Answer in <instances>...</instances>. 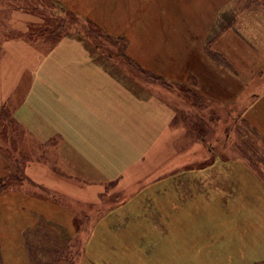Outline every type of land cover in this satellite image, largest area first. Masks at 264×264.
Instances as JSON below:
<instances>
[{
  "label": "crops",
  "instance_id": "crops-1",
  "mask_svg": "<svg viewBox=\"0 0 264 264\" xmlns=\"http://www.w3.org/2000/svg\"><path fill=\"white\" fill-rule=\"evenodd\" d=\"M57 1L66 5L78 17L96 24L108 35L128 39V55L133 59L134 64L144 71L160 75L171 86L188 87L186 81L190 80L193 71H196L197 82L205 95L209 90L208 85L211 87L215 85V78L221 80V64L215 56L208 57L206 48L211 44L208 38L215 30L221 12L233 4L237 6V0ZM73 36L72 40L62 41L45 51L39 49L40 44L5 40L2 53L4 51L12 53L11 57L16 59L18 66L12 65L15 69L13 72L22 77L21 83L17 81L15 85L25 84V86L23 85L20 90L13 86L14 83L12 84L9 79V87L14 89L9 87L0 89V109L11 107L9 118L24 131V129L28 130L27 127H33L35 122L36 112L31 107L32 104L40 102L44 115H51L52 120L58 122L59 128L44 131V127H41L42 131L39 133H44L41 138L43 142H39L34 136L31 138L42 147L55 145L54 165L57 174L53 175L60 178L65 174L73 182L95 184L90 186H95L98 191H103L106 185L114 183V187L118 184L124 192L120 193L123 196L122 200H118L116 205L108 209L93 225L79 264H154L155 262L169 264L176 258V254H186L176 248L170 257H166L169 247L175 245L174 239L169 240L172 231L179 230V227L173 224L176 218L185 221L186 216L183 212L189 211L198 204L208 211L204 213L200 222L196 223H214L216 216L212 215L213 209L209 210L196 199L201 198L203 202L208 203L210 193H221L226 197L232 194L236 198L241 193L238 179L242 181L243 177L247 178L248 184L250 183L251 193L259 191L260 196L257 197L263 201L261 206L264 205V182L254 168L241 161L251 162L243 160L242 157L229 155L226 151L217 152L215 149H209L205 154L201 153V164L212 160L208 166L203 165L195 170L184 168L180 173L176 171L171 173V168L158 177H155V174L151 176L150 173L142 177V165L149 163L145 166L144 172L148 171L150 166L155 167L158 164L157 160L159 165L171 167L178 165L174 163V158L178 156L179 150H186V139L189 140L186 138L189 135L188 126H182L186 119L175 122L171 111V117H167L166 114L169 113H166L165 109L145 99H137L134 95L138 89L131 93L130 89L122 84L121 79L112 77L107 65L103 67L102 61H98V56L93 55L91 47L86 45L87 42L85 43L79 36L78 38ZM34 50L37 51L32 56ZM20 51L26 54L25 58L15 56ZM51 52L52 56H49ZM230 52L236 54L232 50ZM214 69H216L215 73ZM233 69L235 72L233 88H235L236 75L239 73L235 67ZM4 84L1 83V86L3 87ZM219 86L218 82L217 87ZM228 90L230 92L231 84ZM193 92L191 90L192 94ZM209 94L212 96L210 99L216 104L222 102L221 87L216 91L212 89ZM196 95L200 96L199 92H196ZM52 100L55 103L51 102ZM262 106H264V92L246 112L240 110V113L243 111L240 121L254 126L264 140V121L260 119L264 118L260 115ZM194 119L197 117L192 120ZM187 121L189 122V119ZM58 130L65 132L61 133ZM199 144L204 149L205 143L201 140L194 142V148ZM240 147L241 149L237 150L242 153L243 144H240ZM231 148L234 152L237 151ZM21 150L23 151L22 148ZM21 162L29 163V160ZM30 162L35 164L33 161ZM26 170L24 169L27 181L25 183L29 187L38 190L40 185L45 186V182L33 180ZM248 170L252 174L251 177L247 173ZM17 190L19 191L11 188L0 196V226L18 230V223L15 217H12L13 212H17V208H21L20 210L26 214L46 213L50 209L62 210L58 206H50L43 200L39 201L25 194L37 192L22 187ZM127 191L132 193H126ZM170 193H175L177 201H167L166 194ZM244 199L245 196L241 201L243 202ZM145 202L150 208L145 213H149L152 218L158 238L153 237L154 234L150 241L141 238L142 242H135L138 239L132 240L111 233L113 221L117 223L131 205H134L136 210L142 211V204ZM223 206L222 220L241 218L244 213L242 203L236 206L237 209L232 206L225 208L228 205ZM151 207L157 209L153 212ZM45 209L47 211H44ZM29 223L30 221L18 235L19 250L27 261L30 259L25 252L22 233ZM226 224V221H222L218 225ZM150 228H152L150 223L147 226L144 222L140 230L151 232ZM234 236L245 241V237L234 232L231 226L215 227L206 235V243L196 237L189 253L195 255L204 247L231 242ZM14 244L15 241L5 234L3 237L0 236V264H11ZM247 244L253 246L251 241ZM262 248L261 254L251 258V263L264 260V244ZM222 251L226 252L224 249ZM229 251L227 252L232 257L231 247ZM240 252L245 255L241 247ZM214 253L216 256L220 255L218 251ZM200 256L205 255L199 252L189 262L203 260L204 257L200 258Z\"/></svg>",
  "mask_w": 264,
  "mask_h": 264
},
{
  "label": "rangeland",
  "instance_id": "rangeland-1",
  "mask_svg": "<svg viewBox=\"0 0 264 264\" xmlns=\"http://www.w3.org/2000/svg\"><path fill=\"white\" fill-rule=\"evenodd\" d=\"M237 4V6L233 4L221 12L215 30L208 38L211 40V44L207 45L206 54L210 58L215 56L221 64V80L215 78V85L212 87L207 84L209 90L204 95L197 82L198 73L196 71H193V76L186 81L188 87L182 85L171 86L168 83L169 86H164L154 82L131 65L134 61L128 55V39L123 37H120L121 39L98 37L97 33L92 30L89 32L84 18L78 17L66 5L65 7L57 0H51L50 2L45 0H0V89L9 87V79L12 84L14 83L13 86L20 88V90L25 86V84H23L24 86L15 85L17 81L21 83L22 77L13 72L15 69L12 65L17 66V64L16 59L11 57L12 53L5 51L2 53L5 40L40 44L39 49L45 51L62 41L72 40L73 35L76 38L79 36L81 40L87 42L86 45L91 47L93 55L98 56L97 60L102 61L103 67L108 66V72L112 77L121 79L123 82L121 83L125 84L124 86L130 89L131 93L136 92L135 90L138 89L134 95L137 99H145L147 102L165 109L166 113H169L166 114L167 117H171V111L172 118L175 117V122L179 121V118L180 120L181 118H189V122L185 120L186 122L182 123L183 127L188 126L189 135L186 138L189 140L186 139V150H179L178 156L174 158V163L178 165L173 167L159 165V160H157L158 164L155 167H148L146 172L143 170L149 163L141 166L142 177H146L149 173L151 176L155 174V177H158L171 168V173L174 171L180 173L184 168L195 170L203 165L208 166L212 160L206 159L207 161L201 164L200 154H205V151L209 149H215L217 152L219 150L226 151L227 154L236 156V158L242 157L243 160L250 161L251 163L241 162L254 168L256 174L264 182V140L254 126L240 121L242 112L244 110L246 112L248 108L254 105L258 97L264 92V3L260 0H237ZM37 5L39 8L36 7ZM63 10L72 13L73 17H67ZM42 15L47 19L45 25L41 24ZM57 21L65 23L73 21L75 25L70 28L71 25L61 24L63 29L57 30L55 29ZM40 29L47 31L39 34ZM33 32L36 34L33 35ZM55 33L61 34L56 40H53L52 35ZM96 44L100 46V50L94 49ZM119 47L123 48L122 53H124L126 61L117 57L116 52ZM230 50L236 52V54H231ZM36 51L34 50L31 55L34 56ZM106 52L111 55L108 57ZM15 56L25 58L26 54L20 51ZM49 56H52V52ZM234 67L239 73V75H236L235 88H233ZM215 72L216 69H214ZM149 74L153 75L152 73ZM155 75L152 77L161 78L160 75ZM210 82L212 83V80ZM218 82L222 91V102L217 103V105L210 99L212 96L209 93L212 89L215 91L219 89L217 87ZM1 83H5L3 87ZM229 84H231L230 92L228 90ZM9 88L14 89L13 87ZM196 88L198 89L196 90ZM191 90L194 91L193 94ZM196 92H199L200 96L196 95ZM229 98H232V100H228ZM51 102L55 103L54 100ZM31 107L36 112L35 122L33 127H27L28 130L24 129V131L14 120L9 118L8 114L11 107L0 109V115L5 113L6 116H4V122H10V125H7V130L11 134V137L7 138V143H11L10 147L8 144L1 142L6 153H0V180L7 182L6 186L9 189L13 188L15 191H19L17 189L22 187L37 192L25 194L31 195L39 201L43 200L50 206H58L62 210L50 209L46 213L33 212L32 214H26L20 210L21 208H17V212H13L12 217L14 216L18 223V230L14 231L11 227L0 226V236L3 237L5 234L9 239L15 241L12 246L13 260L11 264H79L93 225L99 221L108 209L116 205L118 200H122L123 196L120 193L124 192L121 191L118 184L114 187V183L106 185L105 190L98 191L95 186H90L95 184L80 181L73 182L65 174H62L60 178L55 177L54 175L57 174L54 165V161H56L55 145L50 144L42 147L36 144L31 137L34 136L36 140L43 142L41 138H43L44 133H39L42 131L41 127H44V131L57 130L59 128L58 122L52 120L51 115H44L40 102L33 103ZM242 108L244 109L240 113ZM260 115L264 117V106L261 107ZM195 116L199 122L198 127L192 125V119L196 118ZM260 119L264 121V118ZM194 128L197 129L194 130ZM198 130L200 132H197ZM58 131L65 132L64 130ZM200 140L205 143L204 149L200 144L197 148H194V142ZM240 144L244 146L242 153L237 150L241 149ZM231 147L237 151L234 152ZM9 151L12 152V156H10ZM23 160H29V163L22 164L21 161ZM30 161L35 164H30ZM38 162H40L39 165ZM24 169H27L26 172L31 174L33 180L45 182L46 187L40 185L38 190L29 187L25 183L27 181ZM247 173L250 177L252 176L249 170ZM12 178H18L19 180H10ZM31 183L36 185L33 181ZM238 185L241 193L236 198L232 194L226 197L221 193H210L211 197L208 203L203 202L201 198L196 199L197 202H200L209 210L213 209L212 215L216 216L214 223H196L197 221L200 222L204 213L208 211L198 204L189 211L183 212V215L186 216L185 221L176 218L173 224L179 227V230L172 231L169 240L174 239L175 245L169 247L166 257H170L176 248H179L181 253L186 254H176V258L172 259L169 264H192L189 260L195 258L199 252H202L205 256L197 264H250L251 258L261 254L263 251L262 245L264 244V205L261 206L263 201L257 197L260 196L259 191L254 194L251 193L252 189L247 178L243 177L242 181L238 179ZM54 186L55 188H53ZM126 193L132 192L127 191ZM167 194L168 202L177 201L175 193ZM183 195L186 197L185 193ZM244 196L245 199L242 202L241 199ZM241 203L244 206L242 207L244 213L241 218H225L222 220L223 205H228L225 208L232 206L237 209L236 206ZM142 206V211H140L139 209L136 210L134 205H131L127 213L124 212L117 223L116 221L111 223V233L132 240L138 239L135 242H142L141 238L150 241L154 234L153 237L158 238L157 230L154 228L155 224L151 221L152 218L149 213H145L150 208L146 202ZM151 209L154 212L157 207H151ZM44 211H47V209ZM229 215L232 217L231 213ZM29 221L28 227L22 233V240L26 248L25 252L30 259L27 261L22 251L19 250L18 235L19 231ZM222 221H226L227 224L218 225ZM144 222L147 226L150 223L152 226L150 228L151 232L150 230H140ZM218 226H231L234 232L245 237V241L234 236L231 242L204 247L195 255H191L189 252L193 248L194 239L198 237L206 243V235ZM143 234L144 237H142ZM252 237L256 240L255 242H253ZM249 241L252 242L253 246L247 244ZM167 243H172V241H167ZM237 246L239 249L242 248L248 259L242 262L239 254L236 253L229 259V262H226V254L230 255L229 248L231 247L233 251ZM223 249L226 252H223ZM215 251L222 252L219 256H216ZM261 261L264 260H258L251 264ZM156 263L159 262L154 264Z\"/></svg>",
  "mask_w": 264,
  "mask_h": 264
},
{
  "label": "trees",
  "instance_id": "trees-1",
  "mask_svg": "<svg viewBox=\"0 0 264 264\" xmlns=\"http://www.w3.org/2000/svg\"><path fill=\"white\" fill-rule=\"evenodd\" d=\"M45 1H47V2H50L51 0H45ZM53 2V1H52ZM260 2H262V0H260ZM54 3V2H53ZM36 7H38L39 8V6L37 5ZM35 7V8H36ZM41 7V6H40ZM63 12L66 14V16L67 17H69V18H72L73 17V15H72V13H68L66 10H63ZM42 17L43 18H41V21H42V23L41 24H43V25H45V24H47V19L42 15ZM61 24H65L66 26H70V28L71 27H73L74 25H75V23H73V21L72 22H69V21H67L66 23L65 22H61V21H57V23H56V25H55V29H57V30H62L63 28H62V26H61ZM85 24H86V26L88 27V30H89V32H91V30L93 31V32H95V33H97V35H98V37H100V38H104V37H111V38H115V39H121L120 37H112V36H110V35H108L106 32H104L100 27H98L96 24H94L93 22H91V21H85ZM42 25V26H43ZM90 28V29H89ZM47 30H45V29H40V31H38V33L39 34H41V33H44V32H46ZM53 31H55V30H53ZM51 33H53V32H51ZM61 33H63V32H61ZM61 33H59V34H57V33H55L54 35H52L53 37H52V39L53 40H56L59 36H60V34ZM36 33L35 32H33V35H35ZM90 34V33H89ZM30 35V34H29ZM94 45V44H93ZM96 49H98V50H100V46H97V44L94 46ZM122 51H123V48L122 47H119V49L117 50V52H116V55H117V57H119V58H121V59H124V53H122ZM106 55L109 57L111 54L110 53H107L106 52ZM125 60V59H124ZM126 61V60H125ZM130 65V64H129ZM131 65H133L136 69H138L141 73H143V74H145L147 77H149V78H151L152 80H154V81H156L157 83H159V84H162V85H166V86H169L166 82H165V80H163L162 79V77L160 78V77H152L153 75H151V74H149V72H147V71H144L143 69H141L138 65H136V64H134V63H132ZM156 76V75H155ZM244 108H242L241 110H243ZM7 115V114H6ZM4 116H5V113H2V115H0V153H2V154H4V153H6V151H5V147H3L2 146V143H4V144H8V146L10 147L11 146V143H7V138H10L11 137V134L8 132V130H7V125H10V122L9 121H5L4 122ZM6 117V116H5ZM186 120L187 119H189L188 117H186L185 118ZM3 120V121H2ZM178 120H180V118L178 119ZM181 120H182V118H181ZM192 125H194V127H198L199 126V122L196 120V119H194L193 120V122H192ZM197 128H194V130H196ZM197 132H200L199 130L197 131ZM200 137H202V136H200ZM2 142V143H1ZM11 149V148H10ZM9 154H10V156H12V152L11 151H9ZM9 154H7V156H9ZM6 156V157H7ZM10 180H16V181H18L19 179L18 178H12V179H10ZM7 182L5 183V182H3L2 180H0V196L1 195H3L6 191H8V190H10L7 186ZM28 247H29V243H28ZM256 264H264V261H261V262H258V263H256Z\"/></svg>",
  "mask_w": 264,
  "mask_h": 264
},
{
  "label": "bare ground",
  "instance_id": "bare-ground-1",
  "mask_svg": "<svg viewBox=\"0 0 264 264\" xmlns=\"http://www.w3.org/2000/svg\"><path fill=\"white\" fill-rule=\"evenodd\" d=\"M252 238H253V241L255 242L256 240L254 239V237H252ZM220 252H221V251H218L219 254H220ZM235 253H238V254H239V256H240V260H241L242 262H245V260H246V256H245L243 253L240 252V249H239L238 246L235 248V250H233V254H234V255H235ZM219 254H218V255H219ZM203 257H204V256H200V258H203ZM230 257H231V256L227 253L226 256H225V259H227L226 262H229ZM191 263H192V264H197V262H196L195 260L191 261ZM213 264H215V263H213Z\"/></svg>",
  "mask_w": 264,
  "mask_h": 264
}]
</instances>
